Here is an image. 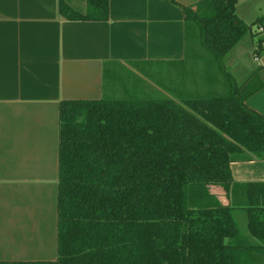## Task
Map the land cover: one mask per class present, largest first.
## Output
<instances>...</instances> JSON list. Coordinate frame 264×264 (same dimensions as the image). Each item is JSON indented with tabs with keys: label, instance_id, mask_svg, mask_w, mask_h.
I'll use <instances>...</instances> for the list:
<instances>
[{
	"label": "trees",
	"instance_id": "16d2710c",
	"mask_svg": "<svg viewBox=\"0 0 264 264\" xmlns=\"http://www.w3.org/2000/svg\"><path fill=\"white\" fill-rule=\"evenodd\" d=\"M86 1L84 13L65 0L58 11L108 18V0ZM237 1L182 7L186 52L205 50L209 71L223 72L248 32L260 33L254 55L264 52V14L246 23ZM225 74L219 94L61 100L56 259L0 264H264V181L238 182L230 171L233 161L264 159V115ZM211 185L226 191L228 204ZM237 209L246 212L248 237Z\"/></svg>",
	"mask_w": 264,
	"mask_h": 264
},
{
	"label": "crops",
	"instance_id": "0c3cea01",
	"mask_svg": "<svg viewBox=\"0 0 264 264\" xmlns=\"http://www.w3.org/2000/svg\"><path fill=\"white\" fill-rule=\"evenodd\" d=\"M65 1L87 9L86 0ZM198 1L108 0L106 20H81L62 16L58 0H0V261L56 259L61 100L114 93L117 70L156 76L163 68L171 73L157 85L178 97L224 93L229 73L244 103L264 115V52L253 53L245 75L241 55H226L217 72L202 63L206 57L186 52L182 7ZM230 171L238 182L264 181V159L233 161ZM221 190L215 194L228 204ZM234 216L238 223L246 212Z\"/></svg>",
	"mask_w": 264,
	"mask_h": 264
},
{
	"label": "rangeland",
	"instance_id": "374dc122",
	"mask_svg": "<svg viewBox=\"0 0 264 264\" xmlns=\"http://www.w3.org/2000/svg\"><path fill=\"white\" fill-rule=\"evenodd\" d=\"M245 1V2H244ZM236 13L239 17H242L244 20H246L248 23L253 20L254 16L256 14H264V0H238V5L236 9ZM257 29V26H252V31L254 32ZM260 36V33L256 34H250L249 32L243 36V38L233 47V49L227 54L226 58L232 53L234 55L238 54V56L241 55V57L237 60L238 66L242 65L244 66L243 69H241L240 73L242 75H245L248 72V69H251L253 61V48L256 47L258 37ZM205 51V50H204ZM203 52L202 57L204 60L209 57V55L206 52ZM192 53V50L190 51ZM206 53V54H205ZM225 59V58H224ZM204 65H206V62H202ZM191 65L193 63H190ZM215 65V64H214ZM187 71V70H186ZM186 71H183V74L186 75ZM117 73H114V76L112 79L113 82H115V89L114 93L107 94L106 97H115V98H139V97H162V98H172V99H178V95L171 94L166 92V90L163 89V87L158 86L157 84L161 82L162 75L167 76L170 75L171 71L167 69H157L155 71L157 75L155 74H148L147 69H125L123 71L117 70ZM154 72V73H155ZM172 73H174L172 71ZM174 74L178 75L179 72H175ZM151 75L152 77H150ZM135 77V79L133 78ZM168 77V76H167ZM135 81H134V80ZM151 85L149 88L148 86ZM151 90V91H150ZM188 95V94H187ZM183 96V95H182ZM189 96V95H188ZM184 95V97H188ZM199 97L201 94L197 95H191ZM222 188L219 186L211 185L210 191L212 193H216L217 191H222ZM221 203H224L225 200L222 197L220 199ZM238 225L242 236L248 235L247 229H246V219L245 217H238Z\"/></svg>",
	"mask_w": 264,
	"mask_h": 264
}]
</instances>
